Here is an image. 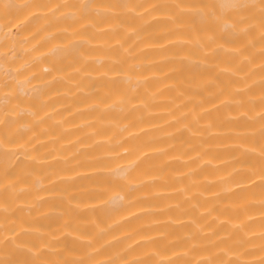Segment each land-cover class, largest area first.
<instances>
[{"label":"bare ground","instance_id":"1","mask_svg":"<svg viewBox=\"0 0 264 264\" xmlns=\"http://www.w3.org/2000/svg\"><path fill=\"white\" fill-rule=\"evenodd\" d=\"M0 264H264V0H0Z\"/></svg>","mask_w":264,"mask_h":264}]
</instances>
